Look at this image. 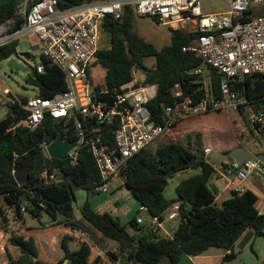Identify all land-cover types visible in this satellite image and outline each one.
<instances>
[{
	"label": "trees",
	"instance_id": "trees-1",
	"mask_svg": "<svg viewBox=\"0 0 264 264\" xmlns=\"http://www.w3.org/2000/svg\"><path fill=\"white\" fill-rule=\"evenodd\" d=\"M97 1L100 0H58L62 9ZM20 2L6 0L0 4V24L16 18ZM135 17L132 8L127 7L121 19L109 17L104 20L103 32L110 39V48L100 49L93 63L106 72L104 85L95 86V90L99 91L103 87L119 90L123 84L133 80L134 71H142V83L157 86L156 97L148 108L152 121L161 124L165 107L174 106L189 96L199 99L204 95V75L196 74L200 67L204 69L203 61L194 52L183 51V48L192 46L198 36L195 33L171 30V44L158 49L134 31ZM21 20H18L19 23ZM154 22L158 24L157 20ZM16 48L17 42L0 48V62L14 55ZM150 58L155 60L153 68L145 65ZM44 65V73L38 74L33 70L27 82L37 97L53 99L67 90L65 74L46 61ZM207 71L206 77L210 79L212 92L218 98L222 78L211 68H207ZM176 85H179L182 97L174 95ZM234 90L247 98L254 112L264 113V75L239 77L234 82ZM22 100L26 101L27 97H22ZM8 105V115L0 120V199L5 202V210L15 207L21 221H25L26 213L39 218L46 212L55 224L64 223L86 233L82 225L73 221V204L75 188L95 192L100 185L98 169L91 152L88 147H83L79 165L71 168L69 164L47 157L43 149L45 142L50 144L58 136L72 133L73 118L55 121L46 115L41 126L35 130L22 125L13 129L27 113L18 105ZM241 114L244 115L243 112ZM111 129L103 127L102 136L112 142ZM188 143L189 146L169 143L155 151H141L128 161L120 175L124 185L140 205L148 208L153 217L163 219V213L171 205L181 204L178 227L172 237L158 236L153 230L137 225L135 219L130 221L133 231L130 232L127 226H123L109 213H97L88 203L81 208V215L87 223L103 237L119 244V253L112 254L114 260L118 261V256H121L126 264H159L163 260L178 264L183 256L196 257L212 248H218L230 252L223 259L226 263L234 259L235 244L246 231H251L256 238H264V214L257 208L258 197L249 190L242 193L233 191L221 207L217 206V194L210 189L209 182L216 174L217 166L227 165L223 162L210 164L201 150L200 142L195 143L196 152L191 148L190 140ZM47 167L60 168L71 181L59 185H43L40 176ZM24 169L30 170L29 179L20 186L13 170L18 172ZM172 169L176 174L189 170L200 172L181 181L176 187L177 198L168 200L164 196L168 185L165 174ZM24 199L29 202L26 213L21 211ZM7 224L8 218L0 208V227ZM88 236L92 237L90 234ZM73 240L70 236L61 239L60 247L64 253L62 261L68 260V264H100L99 258L90 261L91 246L87 243H81L78 250L72 251L70 242ZM8 242L18 248L21 255L7 264H45L39 259L34 238L12 235Z\"/></svg>",
	"mask_w": 264,
	"mask_h": 264
},
{
	"label": "built area",
	"instance_id": "built-area-1",
	"mask_svg": "<svg viewBox=\"0 0 264 264\" xmlns=\"http://www.w3.org/2000/svg\"><path fill=\"white\" fill-rule=\"evenodd\" d=\"M227 2V11L204 13L200 0H100L67 9L60 8L58 0H21L16 18L0 24V48L18 42L25 35L36 39L34 48L44 61L64 72L67 90L46 100L36 94L27 97L26 101L19 96L10 97L8 103L18 105L27 113L13 129L22 125L35 130L46 115L55 121L73 118L72 133L61 136L63 140L77 142L68 153L66 164L77 167L82 148L88 147L100 178V185L95 189L97 193L109 192L132 157L149 150L187 118L218 112H243L254 127L264 129V113L254 112L247 98L234 90L237 78L264 75V0ZM127 7L132 8L136 17L157 20L158 25L170 31L197 34L194 44L183 51L194 52L206 68L221 76L220 97H215L212 89L208 90L205 85L201 98L189 96L174 106L165 107L161 124H155L148 105L156 97L157 86L144 85L137 79L136 71L133 80L119 90L103 87L96 91L88 69L100 50L104 20L109 17L121 19ZM19 19H22L20 23ZM23 59L38 74L44 73V62L37 65L26 56ZM203 73L202 67L196 71V74ZM173 92L176 97H182L179 85ZM5 94L11 96L7 89ZM105 126L112 128V142L102 136ZM50 144H43L47 157ZM212 153L211 148L204 150L206 157ZM16 172L13 170V174ZM231 172L237 180L235 192L238 193L244 192L242 185L251 177L264 182V162L257 157L244 164L232 161ZM40 181L49 186L70 182L71 178L60 168L47 167ZM28 205V200L24 199L23 213ZM180 205H171L163 213V219L151 216L148 208L140 205L135 221L158 236L170 238L172 234L166 226L179 222ZM14 228L10 223L0 227V255L7 252L9 234ZM84 243L89 244L88 241Z\"/></svg>",
	"mask_w": 264,
	"mask_h": 264
},
{
	"label": "rangeland",
	"instance_id": "rangeland-1",
	"mask_svg": "<svg viewBox=\"0 0 264 264\" xmlns=\"http://www.w3.org/2000/svg\"><path fill=\"white\" fill-rule=\"evenodd\" d=\"M6 0H0L2 4ZM200 7L204 13L224 12L229 9L227 0H200ZM134 31L143 37L149 43H152L156 48L160 49L171 44V33L166 27L158 25L150 18L134 19ZM36 39L30 38L28 35L23 36L17 42V48L14 55L9 59L0 62V120L5 118L9 111L8 99L12 96L31 97L35 95V91L27 82V79L32 74L28 61L23 59V56L31 59L35 64L40 65L44 62L41 53L34 48ZM110 48V39L104 32L101 37L100 49L107 50ZM10 60H15L19 65L27 69V72L15 71L8 67ZM145 65L149 68L155 67V60L153 58L147 59ZM90 76L93 86L104 85L105 70L101 66L92 65L90 67ZM204 83L208 90H211V84L207 75V68L203 69ZM136 77L139 81L144 80V73L140 70L136 71ZM11 92V96L5 94V90ZM190 140L191 148L197 151L196 142H200L201 150L204 152L206 148H212L213 153L219 154L223 157V164H232L229 160V152L237 147H243L248 150L255 159L258 153L264 151V129L254 127L245 115L240 112H218L209 113L203 116H194L183 120L175 129L166 136L157 140L149 150L155 151L157 148L169 143H177L184 146H189ZM201 153V151H200ZM220 163V162H219ZM223 167V165H221ZM194 171L189 170L183 173H177L168 179V185L165 188L164 196L168 200L177 198L176 187L178 184L194 175ZM259 201L264 202L263 195L259 196ZM89 206L97 213H109L114 218L118 219L123 226H127V230L132 231L130 221L137 216L140 207L137 199L132 195L128 188L124 185L123 178H117L111 185L109 192L97 193L84 190L82 188H75V202L74 219L73 221L95 231L97 235H101L93 226L87 223L81 215V208L84 204ZM5 202L0 199V208L4 210L5 217L8 222L15 226L11 230L9 236L21 235L20 229H27L34 231L41 230L53 224V220L49 214L43 212L39 218H34L31 214H25V221L19 220L16 214L15 207H9L5 210ZM58 224V223H56ZM170 224H177V221ZM55 226V224H54ZM87 229V230H88ZM166 229L170 231L169 226ZM31 237V236H26ZM7 252L0 255V263H8L11 259H16L21 255L18 248L7 243ZM62 259L58 264H61Z\"/></svg>",
	"mask_w": 264,
	"mask_h": 264
},
{
	"label": "crops",
	"instance_id": "crops-1",
	"mask_svg": "<svg viewBox=\"0 0 264 264\" xmlns=\"http://www.w3.org/2000/svg\"><path fill=\"white\" fill-rule=\"evenodd\" d=\"M181 122H179L178 125ZM262 153H264V151ZM259 154L261 153H258L256 156ZM231 169L232 164L226 167H221V165L217 166L216 174L209 182L210 189L217 194V206L221 207L223 203L231 197V193L235 191L237 180L235 175L231 172ZM192 171H194L193 174H198L200 172L199 170ZM242 186L244 191H252L258 197L257 208L261 214H264V202L259 201V196L263 195L264 182L251 177L245 181ZM178 223V221L176 225L168 223L172 235L177 229ZM54 224L55 223L50 224L49 227L37 231L33 229H20L21 235L34 238L39 259L45 264H58L59 261L63 259L64 253L61 250L60 241L65 236H70L74 239L70 242V249L72 251L78 250L81 243L88 241L91 246V262L99 258L100 264H126L123 262V257L118 256L117 261L114 260L115 258L112 256V254L117 255L119 253V244L117 242L107 239L102 235H97L95 231L90 232L87 227L85 228L87 231L85 233L73 229L64 223L55 224V226ZM89 234L92 237L89 238ZM228 253L230 252L212 248L196 257L183 256L178 264H264V238H256L251 231H246L235 244L233 250L235 255L234 259L224 263L223 259ZM159 264L171 263L168 260H163Z\"/></svg>",
	"mask_w": 264,
	"mask_h": 264
},
{
	"label": "water",
	"instance_id": "water-1",
	"mask_svg": "<svg viewBox=\"0 0 264 264\" xmlns=\"http://www.w3.org/2000/svg\"><path fill=\"white\" fill-rule=\"evenodd\" d=\"M8 67L15 71H23V72L28 71L27 69L19 65L15 60H10L8 63ZM76 146H77L76 141L63 140L61 136H58L56 140L53 141L48 146L47 151L51 159H57L63 162L64 164H66L68 153ZM252 157L253 155L243 147H237L234 150L229 152V160L235 161L239 164H244L245 162L252 159ZM256 157L260 161L264 162V153H261ZM208 159H209L210 164L216 165L219 162H222L223 157H221L217 153H213L208 157ZM29 171H30L29 169H24L14 174L15 180L20 186L24 185L28 181L29 173H30ZM175 174L176 172L172 169L168 173L165 174V178L169 179ZM61 264H68V260H64Z\"/></svg>",
	"mask_w": 264,
	"mask_h": 264
}]
</instances>
